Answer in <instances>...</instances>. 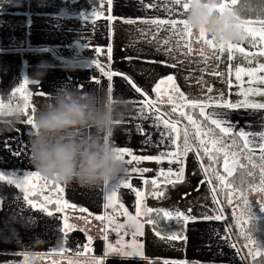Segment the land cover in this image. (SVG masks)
I'll return each mask as SVG.
<instances>
[{
	"label": "crops",
	"instance_id": "0c3cea01",
	"mask_svg": "<svg viewBox=\"0 0 264 264\" xmlns=\"http://www.w3.org/2000/svg\"><path fill=\"white\" fill-rule=\"evenodd\" d=\"M65 4L70 7L65 14L55 12L56 6ZM149 4L155 7H147ZM173 8L177 12L182 11L179 6L166 4L165 0H112L111 4L108 0H103V3L101 0H0V91L8 92L9 97L22 102L23 95L14 94V90L37 71L36 66L30 62L26 64L24 60V57L32 59L35 48L45 51L43 48L58 44L68 49L69 46L91 42L103 45L99 47L110 46L113 68L109 72L119 74L111 80L103 72L90 75L77 62L60 61L58 63L61 66L49 69L39 83L28 81L23 94L30 92L32 98H48L49 93L65 87L84 91L98 89L108 96L122 98L127 102L129 112L115 128L110 142L114 147L131 149L132 155L161 157L159 162L141 160L124 164L128 174L126 176L124 171L121 179H127L131 187L117 189L113 206L107 209L104 207L107 202L105 197L117 183L108 185L107 193L105 185L85 188L76 183L58 184L63 188L58 193L55 188L57 184L48 182L43 191L37 188L36 195L30 196L37 204V208L33 209L23 201L24 193L20 189L9 185L7 179L0 181V264H24L26 254L27 264L30 256L40 261V264H92L94 259L100 264H164L165 261H185L187 264H245L227 223L223 221L225 217L220 212L217 200L220 197L227 198L231 191L220 185L215 178L217 174H226L219 173L218 170L217 174H210L207 178L202 166L207 165L210 160L196 157L195 148L190 145L188 152L181 155L182 164L169 163L167 154L180 151L179 144L183 138L180 133L175 143L167 138L169 130L165 127V121H171L164 115V110L168 109L170 112L175 109L180 114L186 107H191L188 101H200L205 115L216 113L220 119L232 125V133L223 136V139L240 130L255 134L264 132V109L245 106V101L247 104H264V94H260L264 93V83L260 82L264 78V71L256 72L254 78L247 74L249 65L251 69L264 65V54H261L264 52V41L258 35L254 40L246 36L232 43L233 48L218 51L197 43L195 39L190 40L187 36L177 48V36L165 45L164 41L173 37L171 25L157 26L143 21L181 19L172 11ZM64 16L71 20L59 22L58 19ZM110 16L114 19L110 20ZM240 19L256 27L264 21ZM87 20L98 22L99 26L94 27L99 29L86 31L80 28L86 33L78 34L81 32L60 24L69 21L85 23ZM128 20L134 22L127 23ZM3 22L10 23L6 29ZM97 32L102 39L92 40ZM11 39L13 40L10 41ZM186 42L191 43V53L187 56ZM201 47L204 48L203 54L200 52ZM240 48L243 52L238 50ZM68 65H71V71L66 70ZM237 68L244 70L239 80L236 76ZM169 75L174 76L175 88L179 92L175 91L171 82H167ZM124 76L129 77L143 94L136 92ZM162 80L165 83L161 84L158 91H153ZM250 80L253 82L250 83ZM209 88L212 89L211 92L208 91ZM249 88L259 89L260 92H248ZM180 93L184 94L183 97ZM209 100L214 103L209 104ZM221 102L241 104V107L224 108ZM167 105H171V108H166ZM197 108L200 112V107ZM141 109L148 119L141 118ZM208 120L211 122V119ZM28 128H31L30 125ZM30 134L31 130H24L20 124L15 131L0 136V172L5 177L22 176L28 171L35 172L28 160ZM171 135L175 138L177 134ZM236 138L241 141L242 146L243 140ZM254 151L258 153L256 156L261 157L258 147ZM17 152L20 154H14ZM125 159L131 160V157L125 155ZM219 165L224 170L223 160ZM190 166H200L201 170L192 171ZM180 167L184 168V177L175 185L168 182L166 176L160 175L161 170L167 174L170 168L175 172ZM133 168L148 171H132ZM153 180L157 181L156 185L152 184ZM38 182L44 184L42 179ZM26 188L29 192L32 191L30 185ZM132 188L141 193L139 198ZM246 190L258 191L249 186ZM159 191L164 194L155 195ZM47 195H53L59 201L47 205L48 210L53 213L52 216L39 211V205ZM203 198L207 200H197ZM120 204H123V208L119 207ZM198 206L203 213L213 214L198 216ZM81 208L87 211L82 212ZM149 208L183 213L187 211L195 219L185 224L183 219L178 221L162 217L160 222L149 224L147 220L155 221L153 213L156 212L145 215ZM125 210L143 223L142 235L135 238L140 245L139 254H129L133 253L128 245L133 243L131 232L134 229H115L108 225L107 220L96 219V216L110 215L115 223L126 224L127 218L123 215ZM138 211L141 213L139 216ZM218 212L223 217L221 220L204 219L205 216L212 217ZM158 213L162 216L163 211ZM256 219L263 218L261 216ZM65 223L71 224L72 228H65ZM43 228L46 229L45 236H42ZM27 231H37L41 237L40 243L31 240L25 234ZM169 234L196 242L193 246L187 244L184 249L181 238L173 240L169 238ZM121 238L125 245L122 250L116 243ZM109 245L117 250H110Z\"/></svg>",
	"mask_w": 264,
	"mask_h": 264
},
{
	"label": "clouds",
	"instance_id": "9594fccd",
	"mask_svg": "<svg viewBox=\"0 0 264 264\" xmlns=\"http://www.w3.org/2000/svg\"><path fill=\"white\" fill-rule=\"evenodd\" d=\"M215 0H193L186 24L201 27L209 38L235 43L243 38L235 12L220 15L213 8ZM54 66L42 61L28 79L39 83ZM71 71V65L66 66ZM125 100L108 96L101 90L61 87L34 105L31 134L28 139L29 163L40 178L54 184L76 183L80 187H101L117 183L124 173V163L110 142L117 125L128 115ZM25 119L23 104L0 91V136L16 130ZM247 201L264 205V191L247 192ZM28 264H40L30 256ZM93 264V261H92Z\"/></svg>",
	"mask_w": 264,
	"mask_h": 264
},
{
	"label": "snow or ice",
	"instance_id": "6c2138e0",
	"mask_svg": "<svg viewBox=\"0 0 264 264\" xmlns=\"http://www.w3.org/2000/svg\"><path fill=\"white\" fill-rule=\"evenodd\" d=\"M101 2L103 3V0H101ZM109 4H111L112 0H108ZM193 0H165L166 4H171L174 6H179L180 9H182V11H178L173 8V12H175L177 15H179L181 17V19H172V20H164V19H152V20H146L143 21L144 23H150V24H154L157 26H161V25H171V28L173 29V37L169 38L168 40L164 41L165 45H168L171 41V39L179 36V40L177 41V45L176 47L179 48V45L181 42H184V38L185 36L189 37V39H195L197 43H201L203 46H208L210 49L213 50H218V51H224L226 49H231L233 48V44L230 42H225V41H217L214 38H209L208 35L206 34V32L204 31V29L201 27L198 30L192 29L191 27H189L186 24L185 19H183V16L185 15V13H187V11L189 10L190 5L192 4ZM237 4V0H230V3L228 2V0H215V3L213 4V8L216 12H218L220 15H223L225 12H235L233 10V8L231 7L232 5H236ZM147 7H155V5L149 4L147 5ZM235 18L238 21L237 27L240 28V30L243 33V38L244 39L246 36H250L252 37V39L254 40L255 37L258 35L259 39L261 41H264V21H261L259 24V27L253 26L250 22L241 20L239 15L236 13ZM109 19H114V17H109ZM127 23H133L134 21L132 20H128L126 21ZM182 26V27H181ZM196 33H198V35H196ZM185 47L188 49L187 52H185V55H189L191 53V43L190 42H186L185 43ZM109 54L111 53V47L109 46ZM239 51L243 52V49L240 48L238 49ZM97 52L100 51L99 48L96 49ZM201 54H203L204 52V48L201 47L200 49ZM261 54H264V52H262ZM93 63H96L95 61H93ZM172 67H176V65H171ZM96 67L97 68H101V66L96 63ZM101 71H103V69L101 68ZM244 70L241 68H237L236 69V76H237V80L240 79V75ZM258 71H264V65H260L257 69H249L247 74L249 75V77H255V73ZM104 75L108 77L109 80H111V78L113 76H117L119 75L116 72H104ZM124 79L135 89L136 92L141 93V89L139 87H137L133 81L127 77L124 76ZM174 76L169 75L166 80L167 82H171L173 88L175 89L176 92H179L178 88H175V84H174ZM98 82V81H97ZM250 83H252L253 81L250 80ZM261 83H264V78L260 79ZM29 82L27 80L23 81V83L14 90V94L15 93H21L23 95V107L24 110L28 107L29 102H30V98L32 93H27V94H23V90L25 88V85H27ZM165 81L162 80L160 81L156 87L153 89V91H158L161 87V84H164ZM109 91H111V85H109ZM209 92L212 91L211 88L208 89ZM248 92H260L259 89H252L249 88L247 90ZM13 94V96H14ZM143 94V93H141ZM260 94H264V93H260ZM183 93H180V96L183 97ZM9 99H13V97H9ZM214 103V101L209 100V104ZM188 104L193 108H197L200 107V116H203L205 118V120L211 119V124L215 126V129L219 130L220 134L223 135H217L215 129L209 128L207 130H203L202 126L197 124L196 120L193 119L192 116H187L186 118L189 120V122L196 128L195 131V136L199 139L200 144L204 150V152L208 155V159L210 161H215L217 159V156L223 152V167H224V172L226 173L225 175H219L217 174L215 176V178L219 181L220 185H223L224 187L231 189V192L229 193V195H231L232 193H238L239 197L242 198L243 200V207L238 209L239 211V216H236V213L234 212V216L236 217L237 221H238V227L242 228L244 224L249 223L251 220H253V215H252V206L248 203L247 201V190L244 187V184L247 183L249 187H251L253 190H259V191H264V167H261V171L259 173V184H256V174L254 173L253 170L250 169H246V166L244 165H239L240 168L245 169V171H243L241 173V175L243 177H251V180H241V184L240 185H236L234 183V180H228L227 177H232L233 173L236 171L237 167H238V161L236 159L238 153L235 151H231V154L229 155V151L231 149H235L238 147H241V145L238 143L236 137H239L240 139L243 140V149H245L246 151L244 152L245 158L249 161L252 162V156L250 155V153H252L257 147L259 148L260 152H261V163L264 164V132H261L259 134H255V133H250L244 130H240L239 132L233 133V139H232V144L231 145H226L224 144V140H223V136H227L229 133H232V125L225 120H222L219 118V115L216 113H209L207 115H205V112L203 110L202 107V102L200 101H195V100H190L188 101ZM221 106L224 108H231V109H238L241 107V104H229L227 102H221ZM245 106L247 107H252V108H260V109H264V104H247V101H245ZM175 111V109H174ZM141 118L143 119H148V116H145L143 113V109H141ZM121 123V122H120ZM26 124L31 125V116L28 115V118L26 120ZM165 127L168 131L167 133V138L171 141H173L175 143L176 139L179 138V130L176 127L175 123L172 122H167L165 121ZM171 133H176V137L174 138ZM257 137H259V140H257ZM183 152L186 153L189 150V132L187 129L184 130L183 132ZM210 145V146H209ZM114 150L118 153V157L123 161V163L125 165L131 164L133 161L139 162L141 160H155L157 162H159V160L161 159V157H141V156H137V155H132V151L131 149L127 148V147H114ZM16 155H19L20 153H14ZM125 155L130 156L131 160H126L125 159ZM169 157V163H177V164H182L183 161L181 160V151H176V152H169L168 154ZM253 168H255V165H253ZM125 171V175L127 176L128 174V169L127 167L124 169ZM132 171H142V172H146L148 171V169H142V170H138L133 168ZM207 171V170H206ZM160 175L162 176H166V179L168 180V182L172 183L173 185H175L178 182H181L183 180L184 177V168L180 167L178 168L175 172H173V170L170 168L168 170V173L165 174L163 172V170H161ZM173 177H175V179H172ZM7 179V183L9 185H15L18 189L21 190V192H23V196L22 199L23 201L27 202L28 204L31 205V207L33 209L37 208V204L35 202H33L30 199V196H35L36 195V190L38 188V183H33L32 181H39L41 178L40 176L36 173V172H25L22 174V176H17V177H13V176H8L5 177V175L0 172V181H3ZM157 181L153 180L152 184L156 185ZM31 187L32 191H28L26 186ZM48 186V182L44 181V185L42 187H39L40 191H43L44 188H46ZM124 187V188H130L131 185L128 182L127 179H121L120 181L117 182V184L115 186L112 187L111 189V193L107 194L105 199H106V203L104 205V207L107 209L109 207H112V201L114 198H116L117 196V189ZM56 191L62 192L63 188L60 187V185H55ZM107 188L108 185H105V190L107 193ZM132 191L136 193L137 197L139 198L141 196V193L139 191H137L135 188H132ZM164 193L162 191H159L157 193H155V195L157 196H162ZM51 203H59V201H53L51 199H49L48 197H44V201L41 205H39V211L46 213L48 216H52L53 213L51 211L48 210L47 205L51 204ZM66 203V202H65ZM138 203H140V201L138 200ZM229 203H231V200H229ZM71 207H75V205H71ZM120 208H123V204L119 205ZM59 210V209H57ZM80 211L85 212L87 211V209L81 208ZM154 211H163V216L169 220L171 219H177L178 221L180 219H183L185 222L189 221V220H193L195 218L190 217L185 215V213L180 212V211H176V212H171V211H167V210H154V209H146L145 215L147 213H152ZM215 211V210H214ZM220 212L222 213V209L220 210ZM260 212H264V206L260 207ZM248 213L249 219L245 220L244 219V214ZM123 215L127 218V223L126 224H118L115 223L114 219L112 216H105V215H100V216H96L97 220H101V221H105L107 220L108 225L110 227H114L115 229H128V230H132L134 229V231L131 232L132 236H133V243L131 245H128V247L133 249V253H129V254H139V248L140 245L138 243H136V237L139 235H142V228H143V223L137 219L136 216H130L127 212V210H125L123 212ZM141 215V213L138 211L137 212V216ZM223 217L221 214H216L212 217H207L205 216L204 219H215V220H221ZM147 222L149 224H153L155 223L154 220L152 219H148ZM65 228H72L71 224H67L65 223L64 225ZM159 234V233H158ZM169 238L170 239H179L181 237H178L177 235H172L169 234ZM248 239V242L255 245L257 251L255 253V255H259V256H264V246H262L257 239L253 238L252 236H248L246 237ZM105 239H107V236H105ZM186 240V238H184ZM118 245H120V250H122L125 245L122 241V238L120 240H117L116 242ZM109 249L112 251H116L117 249H115L112 245H109ZM24 264H27V254L25 255V262ZM93 264H100L99 261H96L95 259L93 260ZM164 264H187V262L185 261H165Z\"/></svg>",
	"mask_w": 264,
	"mask_h": 264
},
{
	"label": "rangeland",
	"instance_id": "374dc122",
	"mask_svg": "<svg viewBox=\"0 0 264 264\" xmlns=\"http://www.w3.org/2000/svg\"><path fill=\"white\" fill-rule=\"evenodd\" d=\"M69 8H70L69 4L56 6V11L55 12H58L59 14H61V12H64V14H65V12ZM68 19H70V18L64 16L61 19H58V21L60 22V21L68 20ZM9 24L10 23H8V22H3V25H4L5 29L7 28V26ZM60 24H61V26H71L72 29H74L75 31L81 32V33H78V34H85L86 33L84 30H81L80 28L85 29L86 31H90V30L95 28L94 26H99L98 22H96V21H88V20L85 23H82L80 21H77V22L69 21V22H62ZM101 27L102 26L100 25V28ZM95 29H99V28H95ZM34 34H35V31L33 32V35ZM100 36H101V34L97 32L96 36H94L92 40H96L97 41V40L102 39V37L99 38ZM12 40L13 39H11L10 41H12ZM20 41L22 42L21 38H20ZM99 46H103V45H99V44H97L95 42H91V43H87V44H77V45H74V46H69L68 49L67 48L64 49L62 45H58V44L57 45H52V46H47L46 48H43V49H45V51H40L41 48L40 49L39 48H35L36 52H34V55L31 57L32 59L29 60L27 57H24V60L26 61V64L30 62L34 66H37L40 62L45 61V62L53 65L54 67L61 66L60 63H58L60 61L61 62L62 61L77 62L80 66H83L90 73V75L95 76L96 75L95 72H103V73L104 72H109V70L113 68V64L111 63V60H112V58H111L112 57V49H111V55H110L109 54V50H108L109 47H99ZM97 48L100 49L99 52L96 51ZM67 50L70 51V52H68ZM93 61L98 63L101 66V68L103 69V71H101V68H97L96 67V63H93ZM88 63H93V64H88ZM249 69H251V65H249L248 70ZM103 80H104V78H103ZM46 99L47 98H44V97H41V96H37V97H34V98L31 97L30 98L29 105L24 110V112H25L24 122L21 124V126L24 128V130H31V128H28L29 125L26 124V120L28 118V115H30L33 106L34 105H39L40 103H42ZM21 100H22L21 103L23 104L24 103L23 96H21ZM248 104L251 105V103H248ZM165 110H166V112H169L168 109H165ZM30 127H31V125H30ZM179 146H180L179 147L180 151L183 154L184 153L183 152V147H184L183 140L181 141V144H179ZM196 148L200 151V153L204 152L202 150V146H200V142H198V145H197ZM251 154L252 155H258V153H256L255 151H253ZM229 155H230V153H229ZM236 159L238 160V167H237L236 171L243 170L242 168L239 167V165H243L244 161L241 159L240 156L236 157ZM252 161H253V164H256V162H260V165L262 164L261 160H259V159L253 158ZM249 163H251V166H252V162H249V161L244 166L249 165ZM262 166H264V164H262ZM189 169H191L192 171L193 170H196V171L197 170L198 171L201 170L200 166H190ZM210 169L218 171V167L210 168ZM36 183H38V188L42 187L44 185L43 182L42 183L41 182H36ZM27 190H28V188H27ZM230 192H228V197L227 198L223 199V198L220 197V199H219V200H221L220 206H221L222 212H223L224 217H225V220H223V221L225 223H227V225L229 223L230 224L231 223L238 224V221H237L236 217L234 216V212L236 213V216H239L238 209L243 207V200H242V198L239 197V194L238 193H232L231 195H229ZM255 192H260V191L258 190V191H255ZM46 197H48L49 199H51L53 201L58 200V198H56V200H55V197L53 198V195H47ZM197 200L200 201V202H205V200H207V199L203 198V199H197ZM229 200H231V203H229ZM249 204L252 206L253 218L262 216V218H263L262 220H264V212H260V207L264 206V205H261L259 202H256V201H252ZM214 210L216 211V208H213V211ZM209 212H211V211L209 210ZM184 213H185V211H184ZM219 213L220 212H218L217 214H219ZM210 214H213V213L211 212ZM210 214L209 213H203L201 211V209L199 208V206L197 207V215L198 216L210 215ZM185 215L191 216L189 213H187V211H186ZM197 215L195 214L196 217H197ZM244 219L245 220L249 219L248 213L244 214ZM66 222L69 223V221H66ZM185 224H186V222H185ZM10 230H13V228L10 227ZM23 230L24 229L22 228L21 234H23ZM45 230L46 229H44V228L42 229V236H45ZM7 232H6V235L8 234ZM36 232L27 231L25 234L27 236L31 237V240L36 241L39 244L40 241H41L40 240L41 237H40V234L36 233ZM190 238L192 239V237H190ZM22 239L24 240V238H22ZM194 242H196V241L192 240V242H190L188 239L185 240L183 237H181V244H183L184 249L187 248V244H189L190 246H193ZM258 242L262 246H264V236H263V239L259 240ZM176 243H177V241H176ZM158 244H161V243H158ZM250 249L251 250H249V252H248L249 257H253V256L254 257H260L259 263L260 264H264V256L255 255V253L257 251L255 245L252 244ZM160 252H161V254H164L162 251H160ZM248 255H247V257H248ZM173 258H178V257H173ZM250 260H251V258H250Z\"/></svg>",
	"mask_w": 264,
	"mask_h": 264
},
{
	"label": "trees",
	"instance_id": "16d2710c",
	"mask_svg": "<svg viewBox=\"0 0 264 264\" xmlns=\"http://www.w3.org/2000/svg\"><path fill=\"white\" fill-rule=\"evenodd\" d=\"M233 10L236 11V13L239 15L240 18L243 19H252V20H257V19H264V0H237V4L233 6ZM166 108H171V105H167ZM164 115L166 118L175 123L177 126V129L179 130L180 137L183 138V132L185 129L188 130L189 132V145L193 148H195V155L196 157L200 159H206L208 158V155L205 152L200 153V151L196 148L198 145L199 139L195 136V131L196 128L189 122V120L186 118L187 116H192L193 119L196 120L197 124L201 125L203 130H207L209 128L215 129V126L211 124L209 120H205L203 116H200L199 108L193 109L192 107H186L182 113H176L175 111L171 110L170 112H166L164 110ZM217 135H221L217 129H215ZM232 139L233 136L230 135L226 138H224V144L226 145H231L232 144ZM237 139V138H236ZM191 141V142H190ZM238 143L240 144V140L237 139ZM241 145V144H240ZM201 146V144H200ZM210 146V145H209ZM203 150V148H202ZM204 151V150H203ZM229 153L231 154V151H235L238 153L237 157H241V159L244 161L243 165L248 163V160L245 158L244 152L246 151L243 149V147H238L235 149L228 150ZM188 152V151H187ZM223 152L220 153L217 156V159L215 161H209L207 165H203L204 173H206L207 178H209L210 174H217V171L211 170L210 168H215L218 167L219 173L222 172L223 174H226L224 170L220 168V162L223 160ZM250 155L255 158L259 159V156ZM238 161V160H237ZM253 165H255V168H253ZM201 167V168H202ZM262 164L260 165V162H256V164H253L252 161V166L251 163L249 165H246V169L253 170L254 173L256 174V184L259 183V173L261 171ZM210 169V170H208ZM207 170V171H206ZM245 171L243 170H238L233 173L232 177H229V180H234V183L236 185L241 184V180H251V177H243L241 173ZM244 187H248V184L245 183ZM225 199V198H224ZM219 204L221 200L217 199ZM221 208V206H220ZM157 213V214H156ZM154 214V219L155 222L158 221L160 222L163 218H165L162 214L158 213L157 211ZM163 217V218H162ZM238 224L235 223H229L228 228L231 232L232 238L242 256L243 262L245 264H260L259 260L260 257H249L248 252L251 250L252 244L248 242V239L246 237L252 236L253 238L259 240L263 239L264 236V220L262 219H256L253 218L248 224H244L242 228L237 226ZM248 255V257H247ZM251 258V260H250ZM85 264H91V262H85Z\"/></svg>",
	"mask_w": 264,
	"mask_h": 264
}]
</instances>
